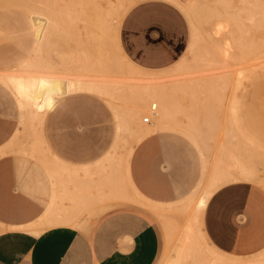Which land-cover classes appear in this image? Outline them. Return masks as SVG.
I'll list each match as a JSON object with an SVG mask.
<instances>
[{
  "label": "crops",
  "instance_id": "0c3cea01",
  "mask_svg": "<svg viewBox=\"0 0 264 264\" xmlns=\"http://www.w3.org/2000/svg\"><path fill=\"white\" fill-rule=\"evenodd\" d=\"M27 1L0 0V20L6 9L20 7L16 21L27 31L33 52L37 30L29 9H42V4ZM174 3L141 0L125 12L117 44L129 64L147 71L165 67L180 55L186 25ZM0 84L11 94L20 121L23 117L29 125L31 114L37 120L24 129L30 140L22 141L21 125L0 107V264L159 260L162 235L160 231L158 249L152 213L122 195L129 186L150 205L168 207L195 180L197 157L188 143L148 129L121 161L109 150L111 136L88 128L82 109L75 108L84 98L67 96L80 91L59 96L66 95L46 108L51 111L45 121H38L44 110L29 111L11 87ZM201 224L206 239L222 254L243 257L259 252L264 248V186L250 180L219 185L205 202Z\"/></svg>",
  "mask_w": 264,
  "mask_h": 264
},
{
  "label": "rangeland",
  "instance_id": "374dc122",
  "mask_svg": "<svg viewBox=\"0 0 264 264\" xmlns=\"http://www.w3.org/2000/svg\"><path fill=\"white\" fill-rule=\"evenodd\" d=\"M138 1L141 0H40L42 9H29L37 30L33 52L29 51L27 31L16 21L20 7L6 9L0 20V72L15 69L22 58L30 56L11 73L31 86L21 90L22 100L29 111L37 110L36 113L43 111L57 94L59 89L54 87L80 91L67 96L84 98L75 108L82 109L88 128L111 136L109 150H113L121 161L136 144L139 135L148 129L179 136L193 149L197 157L195 180L189 188L180 191L168 207L150 205L136 196L129 186L122 195L125 200L152 213L158 249L161 231L163 250L160 259L156 257L153 264L157 260V264H217V259L264 264V248L243 257H223L211 249L200 233V220L195 209L193 211V203V207L191 202L188 203L211 187V181L214 182L220 173L240 168L252 173L253 181L264 186V29L260 27L264 15L258 20V15L248 9L244 0H177L179 3L174 4L186 25L185 45L174 62L146 71L126 63L117 54L114 36L125 12ZM24 2L28 3L27 0ZM222 22L227 24L226 34L232 41V51L227 54L213 29ZM256 66L261 68L255 73L251 68ZM75 75H87L84 81L88 82L109 77L110 89L116 98L106 100L98 90L75 87L70 82ZM17 84L10 83L9 86L16 96ZM153 86L170 91V122L183 124V129L192 127L197 137L181 131L183 129H175L176 126L172 128L174 124L170 125L169 121L163 122L160 114L166 111V105L152 96ZM147 89L148 95L145 94ZM65 96L59 97L56 103ZM152 102H156V108L150 112ZM0 107L4 115L21 125L22 141H29L24 129L33 127L32 123L37 120L31 114L29 125L22 122L23 117L20 121L18 108L2 84ZM49 111H45L38 121H45ZM148 112L151 113L150 122L141 121V116ZM23 152L28 155L26 150ZM174 204L181 209L185 204L184 208L188 209L176 211ZM186 204H190L192 210ZM170 207H174L173 210ZM186 225L193 229V244H189L190 239L187 242L183 235ZM185 244L192 246L188 247L189 250L193 248L192 252L189 253L188 248L185 251Z\"/></svg>",
  "mask_w": 264,
  "mask_h": 264
},
{
  "label": "bare ground",
  "instance_id": "6f19581e",
  "mask_svg": "<svg viewBox=\"0 0 264 264\" xmlns=\"http://www.w3.org/2000/svg\"><path fill=\"white\" fill-rule=\"evenodd\" d=\"M172 1H174V2H176L177 4L179 3V2H177V0H172ZM102 2V1H101ZM100 2V3H101ZM118 2H119V0H118ZM124 2V1H123ZM244 2L246 3V5H247V7H248V9L251 11V12H254L255 14L254 15H258V17H257V19L258 20H260V17H261V15L263 16L264 15V0H244ZM102 5V4H101ZM110 5V4H109ZM121 6H123V5H121ZM120 6V7H121ZM125 8H123V10H124ZM122 12V11H121ZM260 25V24H259ZM226 27H227V24H225V23H223L222 22V24H217V25H215V27L213 28L214 29V33H215V35H216V37H217V39L218 40H221L222 41V44H223V51H224V53L225 54H227L228 53V51L229 50H231L232 48H231V46H232V41L229 39V37H227L228 35L226 34V30H228V29H226ZM260 27L262 28V29H264V23H262L261 25H260ZM116 38H115V44H116V46H117V54H119V56L126 62V63H128L127 61H126V59L123 57V55L121 54V52H120V50H119V47H118V44H117V30H116V33H115V35H114ZM231 48V49H230ZM232 51V50H231ZM229 56H231V57H233V54H229ZM228 56V57H229ZM230 58V57H229ZM129 64V63H128ZM261 67H259V66H256V67H253V68H251L252 69V71L253 72H257L259 69H260ZM144 73V72H143ZM148 73V72H147ZM146 73V74H147ZM151 73V72H150ZM241 73V72H240ZM242 74V73H241ZM15 75H17V74H15ZM19 76V75H18ZM63 76H65V75H63ZM66 76H69V75H66ZM85 76H87V75H75L74 76V78H73V80L72 81H70L75 87H79L80 89H82V90H86V91H88V90H90V91H94V90H98V92H100V93H102V96L106 99V100H108V99H111V100H113L114 98H116V96L113 94V92L111 91V89H110V83H109V77L107 78V77H101V79H94V80H90V82H88V81H84V77ZM241 76H243V75H241ZM130 77V76H129ZM136 77V76H135ZM18 77H14V74H12L11 72H6V73H3V74H0V81L2 82V83H4V84H6V85H8V86H10V83H14V84H17V82H18V98H20V100L23 102V100H22V94H21V90H27V88H29V87H31V86H28L26 83H25V81H20V80H18L17 79ZM65 78V77H64ZM67 78H69V77H67ZM139 78V77H138ZM140 79V78H139ZM149 79H151V78H149ZM153 79V78H152ZM197 79V78H196ZM143 80V79H142ZM240 80V79H239ZM134 81V80H133ZM158 81V80H157ZM159 81H160V79H159ZM158 81V83H160ZM69 83V82H68ZM161 83H162V81H161ZM49 84V83H48ZM146 85V84H145ZM55 89H57L58 90V92H57V94H55V95H53L52 96V99H50L49 100V102L47 103V105L44 107V111L46 110V108L49 106V105H51V103L55 100V99H57L59 96H61V95H64V94H66V93H68L69 91H70V89L69 88H62V87H60V86H56V87H54ZM68 91V92H67ZM71 92V91H70ZM170 92V91H169ZM165 88H163V87H156V86H153L152 87V91H151V94H152V96H154V98H155V100H157V101H160V100H163L164 101V103H165V105H166V111L164 110V112L163 111H161V109H159V111H161V114H160V116L163 118V122H167V121H169V123H171L170 125H173L172 126V128H174V126H178V122H176L177 124H175L174 122L175 121H173V123L172 122H170V120H171V108H172V105H171V102L172 101H170V97H171V94L169 93ZM150 92H148V89L145 91V94L146 95H148ZM170 94V95H169ZM154 105V109L156 108V102H152L151 103V105ZM150 105V106H151ZM153 109V110H154ZM41 113H43L42 111H41ZM164 123V124H165ZM169 125V126H170ZM180 126H178V128H176L175 127V129H183V124H179ZM185 125V124H184ZM187 125V124H186ZM165 126V125H164ZM182 126V127H181ZM168 127V126H167ZM180 127V128H179ZM171 128V127H170ZM171 128V129H172ZM185 129H183V130H181V131H184V132H187V133H189V134H191V135H194V136H196V131L192 128V127H189V126H187V128L186 127H184ZM164 129V128H163ZM178 131V130H177ZM148 132L146 131V132H144V133H142V134H140L139 135V137H138V139H137V141L138 140H140L144 135H146ZM181 133V132H180ZM197 137V136H196ZM130 150H131V148L128 150V152H127V155H128V153L130 152ZM204 161V160H203ZM221 165V164H220ZM206 167V166H205ZM220 167V166H219ZM238 169V168H237ZM247 169V168H246ZM212 179H214V178H212ZM217 179V180H216ZM215 179V181L214 182H212L211 181V183L210 184H212L211 185V187L209 188V187H207V190L205 189V191L203 190L199 195L200 196H197L196 198L197 199H194V201H189L188 203H190L191 202V207H193V211H194V209H195V214H197V217H199V220H200V226L202 225L201 224V222H202V213H203V208H204V205H205V202H206V200H207V198H208V196H209V194L216 188V187H218L219 185H221V184H223V183H225V182H229V181H235V180H250V181H253V180H255V176L252 174V173H250V172H248V171H244V170H241V168L239 169V170H236V171H234V172H230V173H220V175L218 176V178H216ZM202 182V181H201ZM191 198V197H190ZM185 200H186V198H185ZM188 200H190V199H188ZM187 201V200H186ZM194 202H195V204H194ZM192 203H193V206H192ZM181 205H183V204H181ZM189 205V209L191 208L190 207V204H186V206H188ZM172 206H173V204H172ZM174 207L176 208V209H174V210H176L177 211V209L179 210H181V211H183V209H184V211L185 210H187L188 208H184L185 207V204H184V206L182 207V209L181 208H178V207H181V206H176L175 204H174ZM174 207H170V208H172L171 210H173V208ZM166 208V207H165ZM156 209V208H155ZM168 209V208H167ZM166 209V210H167ZM168 210H170V209H168ZM179 210V211H180ZM191 210H192V208H191ZM183 211V212H184ZM157 212V211H156ZM192 213H194V212H192ZM177 214V213H176ZM194 214V215H195ZM189 215V214H188ZM196 216V215H195ZM195 216H194V219H195ZM197 217H196V220H197ZM191 219H193V218H191ZM190 220V219H189ZM191 222V221H190ZM196 223V222H195ZM192 224V223H191ZM189 225V224H188ZM188 225H186V226H188ZM196 225H197V223H196ZM194 226V225H193ZM190 227H191V225H190ZM189 226L187 227V228H185V230H183V231H185L186 232V234L184 233L183 235H185V237H186V241L188 242L189 241V239H190V241L188 242L189 244H193V237H192V230L193 229H191ZM199 229H200V227H199ZM200 233H202L201 235H203V239L205 240V242L207 243V245L211 248V249H214V251L216 252L217 250L214 248V246L212 245V244H210V242L208 241V239H206V236L204 235V233H203V231H202V227H201V231H200ZM185 239V238H184ZM189 244H185L187 247H184V249L185 248H188V247H192L191 245H189ZM189 245V246H188ZM183 249V248H182ZM193 250V248H190V250H189V248H188V250H189V253H190V251L192 252V250ZM187 249H185V251H188ZM217 253H219V254H221L223 257H229V256H227V255H225V254H222V253H220L219 251H217ZM218 254V255H219ZM220 256V255H219ZM221 259V258H220ZM229 259V258H228ZM215 263H217V264H233V263H230V262H225V261H220V260H216V262Z\"/></svg>",
  "mask_w": 264,
  "mask_h": 264
},
{
  "label": "built area",
  "instance_id": "2783aa9c",
  "mask_svg": "<svg viewBox=\"0 0 264 264\" xmlns=\"http://www.w3.org/2000/svg\"><path fill=\"white\" fill-rule=\"evenodd\" d=\"M153 109H154V105L152 104L151 106H150V112H153ZM150 112H148V113H146V114H144V115H142L141 116V121H143V122H150V115H151V113Z\"/></svg>",
  "mask_w": 264,
  "mask_h": 264
}]
</instances>
